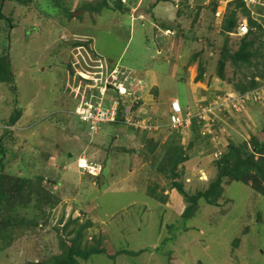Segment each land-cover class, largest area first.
Segmentation results:
<instances>
[{
  "label": "rangeland",
  "instance_id": "rangeland-1",
  "mask_svg": "<svg viewBox=\"0 0 264 264\" xmlns=\"http://www.w3.org/2000/svg\"><path fill=\"white\" fill-rule=\"evenodd\" d=\"M243 1L264 26V0ZM231 2L5 0L2 13L13 25L0 20V54L7 48L17 90L0 81L1 158L5 174L30 184L12 189L22 233L9 237L0 227V264H48L73 240L83 250L138 254L76 258L79 264H264V197L247 175L233 180L228 172L252 153L253 136L264 140V90L234 107L214 98L254 73L227 59L217 74L221 49L236 51L247 30L249 11ZM234 9L237 28L226 35L222 25ZM260 54L252 59L258 70L264 46ZM172 99L197 116L195 103L213 102L210 124L170 129ZM84 101H117L128 116L92 128L73 115ZM16 105L22 116L6 126ZM179 149L185 160L171 171ZM227 153L230 163L218 165ZM83 155L102 167L97 175L77 169ZM257 181L264 186V177ZM205 192L207 199H189Z\"/></svg>",
  "mask_w": 264,
  "mask_h": 264
},
{
  "label": "trees",
  "instance_id": "trees-1",
  "mask_svg": "<svg viewBox=\"0 0 264 264\" xmlns=\"http://www.w3.org/2000/svg\"><path fill=\"white\" fill-rule=\"evenodd\" d=\"M9 1H15L22 5H28L33 0H9ZM231 1H233L231 3H234L235 6L242 8L243 11L245 10L249 11V14L245 15L247 30H246V33L243 35L244 37L242 36L240 38V45L236 51H234L233 53H230L226 47H223L221 49V53L217 61V74L220 76L222 75L224 64L227 59H230L234 64H237V66L244 64V65H247L248 67H252V69L254 67V73L252 77L250 78V82L248 84H245V83L241 85L237 84V86H234V88L231 91V92H234L235 94L239 93L238 95L243 96L247 94V92H250L253 89H258L262 87L264 90V86H260L264 82L258 84V82L254 80V78L257 76H260L261 78L264 79V61L262 63L263 68H261V70L256 69L255 67H257V65L252 64V59H256V57L261 55L260 48L264 46V26L259 23L260 21L258 22V19L254 18V16L251 14L250 10L247 8L243 0H231ZM4 3H5V0H0V20H5L7 25L10 27L13 25L12 19L10 17L4 16V14L2 13ZM121 5L122 4L120 3V6ZM118 8H119V5H118ZM71 13L72 12H69V15ZM235 13H236L235 9L232 10L231 12H229L228 17L225 18L224 20V23H223L224 25H222V30L226 35L227 34L229 35V33L232 32L231 30L234 27L235 29L237 28V24L235 25V21H233V18L235 17L234 16ZM260 19L261 18L259 17V20ZM6 38L8 41L9 40L8 35H6ZM257 44H258V47H254V46H257ZM78 46L80 45L78 44L73 45V47H78ZM6 50L7 48H5L4 52L0 54V81L7 83L10 90L13 91V93L15 94L16 93L15 91L17 90L16 83H15V76L10 68L8 55H7V52H5ZM261 58H263L264 60V55H262ZM201 73H202V70L198 74V78L201 77ZM97 93L98 92H96V94ZM217 95H220V93L216 94V96ZM125 97L127 98V96ZM76 111L78 110L75 109L74 112ZM222 111L223 110H221L220 112ZM21 116H22L21 107L19 105L14 106L5 125L13 126L21 118ZM202 123H205V122H203L201 119L193 118L188 127H190L191 125H194L196 128H198L197 125H200ZM212 125L214 126L215 124L212 122ZM212 129L215 130V132H213L215 134L216 133L215 126ZM4 131L5 129L3 130L2 135H4ZM214 134L213 136H215ZM1 137L2 136H0V219L3 222V224L0 227L1 229L2 227L7 228L6 232L8 233L9 237H11L12 234L15 232L22 233V232H19V229H18V227H22V226L17 227L16 225L18 222H22V221H19L15 216H13L15 204L14 202L11 201L12 189L14 186L21 187V184L26 181H28L27 183L30 184V181L27 180V178L11 176L3 172V163H2L1 157L5 154L6 147L4 145V142L1 143L4 137L3 138ZM233 148L234 150L231 149L232 153L239 152L238 148L236 147H233ZM251 149H252V153L249 152V154H246L243 160L238 159L237 162L234 161L232 163L231 170L228 172H230L231 178L233 180H238L241 176L243 177L242 173H244L245 176L247 175V178L249 177V179H252L254 181L252 182V187L258 192H260V194H262L264 197V186H260L259 185L260 183L257 181V179H263L264 177V140H258L257 138H255V136H253V138H251ZM254 154L260 155L257 161H254ZM230 155H231L230 153H227L224 156H222L220 159V162H218V165H223V164H226L227 162L230 163V161L228 160V157ZM169 158L172 160V170L171 171L175 169L176 165L180 161L185 160V157L183 156V153L181 152L180 149L177 151L175 150L173 153V156ZM247 164H250V165L247 168H244L243 170H241L240 166L242 165L246 166ZM251 171H256V174H253L252 176L250 174ZM172 177H174L173 174H172ZM174 185L178 189L179 192L184 194L179 184L175 183ZM20 189L21 188L17 190H20ZM208 194H209L208 192L199 193L196 196H193V197L190 196L189 199L194 204V202L196 201L198 197H204L207 199ZM0 234H2L0 238L5 240L6 238H5L4 232H0ZM122 253L127 254L129 256L138 255L136 252H131L128 250H121V251L114 252L113 254L107 255L106 252L102 248H99V247H90L86 250H83V249H80L79 246L77 245V242L73 240L70 245H67V249H66L64 257H53V258L51 257V260L48 264H79L76 258L86 261L90 258L95 257L96 255H104V254L107 255L110 259H114L117 255L122 254Z\"/></svg>",
  "mask_w": 264,
  "mask_h": 264
},
{
  "label": "built area",
  "instance_id": "built-area-1",
  "mask_svg": "<svg viewBox=\"0 0 264 264\" xmlns=\"http://www.w3.org/2000/svg\"><path fill=\"white\" fill-rule=\"evenodd\" d=\"M255 1V0H254ZM264 16V14H263ZM102 67V66H100ZM263 88L256 89V91L261 92ZM252 91L248 92L251 93ZM239 93L236 94H228L223 98L216 96V99L222 100L221 106H226L228 103L233 105L241 104L245 102L244 96H239ZM248 97V95H245ZM179 101L177 99H173L169 102V119H168V127L172 129H176L179 127L187 126L191 122L190 115L183 117L179 110ZM197 105V104H196ZM102 104H98L96 101H84V104H81L76 108L78 113L81 115V119L83 120L84 124L90 125L92 128L98 127L100 124H110L113 122L118 121L119 112H122V115L128 116V107L123 106L118 107L117 101H114L109 107H101ZM201 107H195L196 112H199L203 116L212 115L213 110L211 109V105L209 103H202ZM125 111V114H124ZM211 130V129H210ZM90 164H87V160L85 158L79 160L78 166L83 167Z\"/></svg>",
  "mask_w": 264,
  "mask_h": 264
},
{
  "label": "bare ground",
  "instance_id": "bare-ground-1",
  "mask_svg": "<svg viewBox=\"0 0 264 264\" xmlns=\"http://www.w3.org/2000/svg\"><path fill=\"white\" fill-rule=\"evenodd\" d=\"M94 92H95V91H94ZM228 94H235V93H234V92H228V93L225 94V96H227ZM245 95H248V97L245 96ZM245 95H243L245 101L247 100V101L249 102V100L251 99L249 93H247V94H245ZM96 96H97L98 99L102 97V95H101L100 93H97ZM217 96H218V95H217ZM239 96H241V95H239ZM214 98H216V97L214 96ZM260 98H261V97H260ZM127 99L131 100V98H130L129 96H127ZM250 101H251V100H250ZM205 102L209 103V104L211 105V109L214 111V109L216 108L215 104H214L213 102H211V101H205ZM229 107H233V105H230ZM179 110H180L181 115H182L183 117H186L187 115H189L190 110H187V111H185V113H184V110H183V107H182L181 104L179 105ZM222 110H223V109H222ZM220 111H221V110H220ZM220 111H219V112H220ZM224 112H225V110L222 111V113H224ZM119 113H122V112H119ZM196 114H197V113H196ZM196 114H192V115H190L191 120H192L193 118H198V119H201L203 122H207V124H210V122H211V121H210V115L203 116L202 114H199V115L197 116ZM73 115L79 117L80 121L83 122V120L81 119V115L78 113V111L73 112ZM169 116H170V115H168V117H167L168 119H169ZM167 123H168V122H167ZM190 123H191V122H190ZM190 123H189V124H190ZM189 124H188L187 126H189ZM213 127H214V126L212 125V128H213ZM169 128L172 129L171 127H169ZM180 128H181V127L176 128V129H172V130H178V129H180ZM210 129H211V127H210ZM83 158H85V155H83V156H79L78 159H77V162H78L79 160L83 159ZM87 164H88V163H87ZM77 165H78V163H77ZM101 169H102V167H101L99 164H94V165H87V166L84 165L81 169H79V171H81L82 173H88V174H90V175H97V172L101 171Z\"/></svg>",
  "mask_w": 264,
  "mask_h": 264
},
{
  "label": "clouds",
  "instance_id": "clouds-1",
  "mask_svg": "<svg viewBox=\"0 0 264 264\" xmlns=\"http://www.w3.org/2000/svg\"><path fill=\"white\" fill-rule=\"evenodd\" d=\"M172 100H173V99H172ZM170 101H171V100H170ZM170 101H169V102H170ZM178 101H179V100H178ZM179 103H180V102H179ZM203 103H205V102H203ZM196 104H197V103H196ZM196 104H195V107H196ZM110 124H112V123H110ZM85 159L87 160L86 157H85ZM78 162H79V161H78ZM78 162H77V163H78ZM87 163L90 164V165H94V164H95V163H92V162H90V161H88V160H87ZM76 166H77V169H81V167H79L78 165H76Z\"/></svg>",
  "mask_w": 264,
  "mask_h": 264
},
{
  "label": "crops",
  "instance_id": "crops-1",
  "mask_svg": "<svg viewBox=\"0 0 264 264\" xmlns=\"http://www.w3.org/2000/svg\"><path fill=\"white\" fill-rule=\"evenodd\" d=\"M195 95V94H194ZM178 100V99H177ZM169 104V103H168ZM181 104V103H180ZM196 104V103H195Z\"/></svg>",
  "mask_w": 264,
  "mask_h": 264
}]
</instances>
